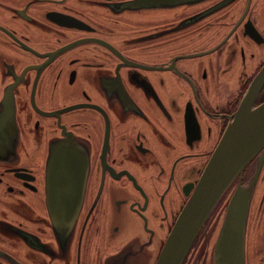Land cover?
Here are the masks:
<instances>
[{
	"label": "flooded vegetation",
	"instance_id": "1",
	"mask_svg": "<svg viewBox=\"0 0 264 264\" xmlns=\"http://www.w3.org/2000/svg\"><path fill=\"white\" fill-rule=\"evenodd\" d=\"M263 66L264 0H0V264H157ZM58 145L87 159L70 227L48 204ZM260 162L183 264H216Z\"/></svg>",
	"mask_w": 264,
	"mask_h": 264
},
{
	"label": "water",
	"instance_id": "2",
	"mask_svg": "<svg viewBox=\"0 0 264 264\" xmlns=\"http://www.w3.org/2000/svg\"><path fill=\"white\" fill-rule=\"evenodd\" d=\"M264 66L246 91L200 180L167 237L157 264H183L217 204L248 164L261 162L248 186L239 183L225 214L215 249L216 264H246V235L252 192L264 162ZM48 204L53 215L70 227L83 204L87 159L77 148L55 146L47 161Z\"/></svg>",
	"mask_w": 264,
	"mask_h": 264
},
{
	"label": "rangeland",
	"instance_id": "3",
	"mask_svg": "<svg viewBox=\"0 0 264 264\" xmlns=\"http://www.w3.org/2000/svg\"><path fill=\"white\" fill-rule=\"evenodd\" d=\"M225 207L224 205L223 210ZM218 208L219 206L211 213L204 227L208 236L213 233V240L219 225L215 216ZM196 247H194L193 253L197 252L198 248ZM246 264H264V167L254 188L250 206L249 228L246 235Z\"/></svg>",
	"mask_w": 264,
	"mask_h": 264
}]
</instances>
